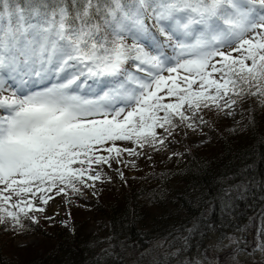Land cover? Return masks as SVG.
Masks as SVG:
<instances>
[{"label": "snow or ice", "instance_id": "6c2138e0", "mask_svg": "<svg viewBox=\"0 0 264 264\" xmlns=\"http://www.w3.org/2000/svg\"><path fill=\"white\" fill-rule=\"evenodd\" d=\"M245 97L264 106V0H0V223Z\"/></svg>", "mask_w": 264, "mask_h": 264}, {"label": "trees", "instance_id": "16d2710c", "mask_svg": "<svg viewBox=\"0 0 264 264\" xmlns=\"http://www.w3.org/2000/svg\"><path fill=\"white\" fill-rule=\"evenodd\" d=\"M246 100L250 110L234 128L221 127L223 111L200 113L213 135L206 145H185L183 153L151 166L148 175L114 178L119 193L95 186L98 205L91 211L70 206L69 226L45 223L39 212L35 223L22 217V227L0 223V264H95L97 259L101 264H152L143 251L156 242L163 243L166 254L177 252L166 264H181L198 250L212 256L205 240L211 234L222 239L238 230L250 254L258 237L264 243V106L249 97L237 105ZM163 135L165 142L170 139ZM91 221L97 233L89 232ZM22 232H40L42 240L35 247L16 248L14 239ZM232 256L219 262L213 258V264H234ZM164 262L160 256L156 264Z\"/></svg>", "mask_w": 264, "mask_h": 264}, {"label": "rangeland", "instance_id": "374dc122", "mask_svg": "<svg viewBox=\"0 0 264 264\" xmlns=\"http://www.w3.org/2000/svg\"><path fill=\"white\" fill-rule=\"evenodd\" d=\"M249 110L250 102L246 100L242 101L239 105L236 104L230 111V114L228 111H223L220 115L221 127L234 128L246 118V114ZM205 125V119L203 118L201 120L197 117L194 128L190 129L185 125L181 126V128L175 130L174 133L169 136L170 139L164 143L160 150L146 148L137 157L128 156L127 153H124L120 163H116V161L113 160L111 162V167L99 166L97 170L102 172L103 182H96L95 186L100 184L107 189H111V191L119 193L121 188L117 182L114 183L113 181L114 178H121V173H123V177L126 179L133 180L136 177L148 175L151 166H160L166 155L183 153L185 145L193 148H200L206 145L213 141V135L206 129ZM158 132H160L161 135L164 134L162 130L158 129ZM118 146L124 148L133 147L132 144L123 142H118ZM133 164L135 166H133ZM95 186L85 187L78 193L68 192L67 195H55V193H53L54 199L49 200L46 206L40 205L45 209L43 212H39L42 216V220L45 223L58 222L62 225L69 226L68 209L70 206L91 211L98 205V188ZM34 213L35 212L30 213L29 216L34 218ZM103 225L105 228L107 227L106 221H103ZM262 230L264 232V224ZM98 231L97 224L91 221L89 232L97 233ZM257 234L260 235V232H257ZM225 236V238L221 239L211 234L209 238L205 239L208 242V247L213 257L203 254L202 250H198L192 253L189 258L183 259L181 264H213V258L216 259V261L218 259L219 262L220 259L225 258V255H230V253L234 255L231 258L234 264H255L260 260H264V243H262V237H258L257 241L251 247V253L249 254V252H246L243 248V234L239 230L233 233L231 232L229 235L227 233ZM41 240L42 235L40 232H22L14 239V246L16 248L35 247ZM143 254L153 260L152 264L158 263L160 256L161 259L165 261L164 264H166L167 260L176 255L177 252L172 251L166 254L163 243L156 242L148 246L147 249L143 251ZM171 264L178 263L172 261Z\"/></svg>", "mask_w": 264, "mask_h": 264}]
</instances>
